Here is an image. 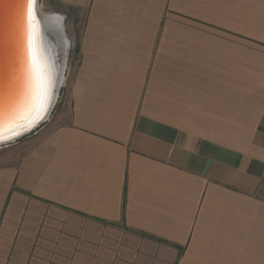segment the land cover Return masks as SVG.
I'll list each match as a JSON object with an SVG mask.
<instances>
[{"label": "crops", "instance_id": "obj_1", "mask_svg": "<svg viewBox=\"0 0 264 264\" xmlns=\"http://www.w3.org/2000/svg\"><path fill=\"white\" fill-rule=\"evenodd\" d=\"M45 1L76 65L0 154V264H264V0Z\"/></svg>", "mask_w": 264, "mask_h": 264}, {"label": "water", "instance_id": "obj_2", "mask_svg": "<svg viewBox=\"0 0 264 264\" xmlns=\"http://www.w3.org/2000/svg\"><path fill=\"white\" fill-rule=\"evenodd\" d=\"M37 8L38 0L32 10L35 16L32 24L45 74L53 82L51 103L48 110L44 112L40 109L39 101L35 104L30 102L22 118L7 121V112H13L15 108L14 99L18 97L21 100L25 90L22 76L28 30L26 16L28 6L27 0H0V137H3L0 140V147L11 144L38 128L49 116L56 101L54 93L59 89L56 79L60 76V70L62 68L64 70L66 50L61 39L56 37L54 30L42 25ZM8 101H12L14 105ZM40 116H43V119H40Z\"/></svg>", "mask_w": 264, "mask_h": 264}, {"label": "snow or ice", "instance_id": "obj_3", "mask_svg": "<svg viewBox=\"0 0 264 264\" xmlns=\"http://www.w3.org/2000/svg\"><path fill=\"white\" fill-rule=\"evenodd\" d=\"M37 0H27L28 30L26 33L25 54H24V81H25V102L31 101L35 104L39 101L40 109L48 110L51 103L52 80L46 76L41 61L40 50L37 45L36 33L32 24L35 19L33 8ZM43 119V116H40ZM3 137H0L2 140Z\"/></svg>", "mask_w": 264, "mask_h": 264}, {"label": "rangeland", "instance_id": "obj_4", "mask_svg": "<svg viewBox=\"0 0 264 264\" xmlns=\"http://www.w3.org/2000/svg\"><path fill=\"white\" fill-rule=\"evenodd\" d=\"M45 0H38V4H39V13L43 16V15H47L49 14L51 11H54V8H49L47 7ZM58 9V8H57ZM82 16V15H81ZM81 16L73 21L70 22L73 25V30L77 31L80 26L83 23V20L81 18ZM69 23V24H70ZM68 22H65V26L67 27ZM73 35H76L73 33ZM68 36V34H67ZM69 39V38H68ZM66 63L64 66V70H63V79L61 81V85L57 91V98L55 101V104L49 114V116L46 118V120H44L40 126L38 128H36L35 130H33L30 134L26 135L25 137L11 143V144H7L5 146L0 147V154H4L7 155V157H10L11 155H13V157H16L17 155H19L20 153H22L23 151H25V148H27L28 146V140L30 137L34 136L35 133H37L39 130H41L44 126H46L48 123H50L54 117H56L63 109V107L66 104V100H67V95H68V90L70 87V83L72 80V75L74 73V69H75V63H76V59L74 58V49L70 48L66 50ZM11 154V155H10ZM12 157V156H11ZM10 157V158H11Z\"/></svg>", "mask_w": 264, "mask_h": 264}, {"label": "bare ground", "instance_id": "obj_5", "mask_svg": "<svg viewBox=\"0 0 264 264\" xmlns=\"http://www.w3.org/2000/svg\"><path fill=\"white\" fill-rule=\"evenodd\" d=\"M37 10L39 13V4H38ZM41 23L45 27H49L52 30H54L55 34L57 35L56 37L57 38L59 37L61 39V43H63V47L65 48V50H67L68 43H67V40L65 39V37L63 36L61 18L59 16H54V15L53 16H51V15H43L42 16L41 15ZM62 71H63V68L60 70V76H58L56 79L57 80L56 85L58 86V88L60 87L61 81L63 79V75H62L63 72ZM58 73H59V71H58ZM22 78H23V82H25L24 81V70H23ZM25 91H26V89L24 90V94H25ZM56 93H57V91L54 93V95H55L54 99H56V95H57ZM22 97L23 98L21 100H20V98L18 99V97H16L14 99L15 108L13 109L14 110L13 112H9V113L7 112V114H6V116H8L7 121H9L10 119L13 120L14 118H20V117L22 118V116L24 114H26L31 101L25 102L24 95H22ZM54 101H53V104H54ZM8 103H10L11 105H14V103L12 101H8Z\"/></svg>", "mask_w": 264, "mask_h": 264}]
</instances>
